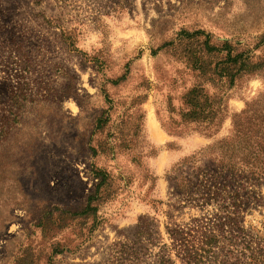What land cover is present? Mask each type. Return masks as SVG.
Returning a JSON list of instances; mask_svg holds the SVG:
<instances>
[{"label":"rangeland","instance_id":"rangeland-1","mask_svg":"<svg viewBox=\"0 0 264 264\" xmlns=\"http://www.w3.org/2000/svg\"><path fill=\"white\" fill-rule=\"evenodd\" d=\"M184 246L264 259V0H0V264Z\"/></svg>","mask_w":264,"mask_h":264},{"label":"trees","instance_id":"trees-1","mask_svg":"<svg viewBox=\"0 0 264 264\" xmlns=\"http://www.w3.org/2000/svg\"><path fill=\"white\" fill-rule=\"evenodd\" d=\"M203 44L205 46V49H207L209 52H211V50H214V51L216 50L215 48H213V47H211L209 45V41L208 40L206 42H204ZM242 58H243V55L235 56L231 60V62H232L231 66H237V64L239 65L238 61L240 59H242ZM229 59H231V56L229 57ZM250 64L251 63L249 62V58H246V59H244L242 64H240V66H242L244 68L246 67V69H248L250 67ZM201 92H202V90H201ZM189 97L191 98L192 102H196V103H199L202 100V98L200 97V94H196V92H194V91L189 94ZM203 97L206 98L204 96V94H203ZM180 236H181V234H180ZM184 248L185 249L182 250L183 251V255L181 257L182 258L181 259L182 263H184V264H199V263H202V259H197V257H194V255L191 253L192 251H188L186 246H184ZM247 248H249L248 250L251 251V257H250L251 259H249L250 262L248 264H264V259L262 258L263 257L262 251H257L255 249H253L252 247L251 248L247 247ZM167 249H168V247H167ZM168 250L171 251V249H168ZM167 256H168V254L163 252L159 256L156 264H176V262L174 260L168 258Z\"/></svg>","mask_w":264,"mask_h":264}]
</instances>
